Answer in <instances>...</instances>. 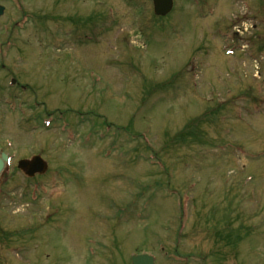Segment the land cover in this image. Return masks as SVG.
Masks as SVG:
<instances>
[{"label":"rangeland","instance_id":"1","mask_svg":"<svg viewBox=\"0 0 264 264\" xmlns=\"http://www.w3.org/2000/svg\"><path fill=\"white\" fill-rule=\"evenodd\" d=\"M17 1L0 0V30L29 17L0 31V144L51 169L35 195L15 162L2 176L0 264H129L177 245L189 203L181 252L211 215L264 264V0H174L166 18L151 0Z\"/></svg>","mask_w":264,"mask_h":264},{"label":"flooded vegetation","instance_id":"2","mask_svg":"<svg viewBox=\"0 0 264 264\" xmlns=\"http://www.w3.org/2000/svg\"><path fill=\"white\" fill-rule=\"evenodd\" d=\"M206 224L208 228L213 224L212 230L198 239L192 252H181L183 249L176 246L173 252L159 255L157 264H243L239 229L233 230L229 223L207 221Z\"/></svg>","mask_w":264,"mask_h":264},{"label":"water","instance_id":"3","mask_svg":"<svg viewBox=\"0 0 264 264\" xmlns=\"http://www.w3.org/2000/svg\"><path fill=\"white\" fill-rule=\"evenodd\" d=\"M152 3L156 16L166 17L173 7V0H152ZM2 13L3 9L0 7V16ZM5 161H7V157L4 154H0V176L5 168ZM18 168L26 176L33 177L35 174L42 175L45 172L46 165L39 157H34L30 161H20ZM131 264H154V262L152 257L142 255L132 257Z\"/></svg>","mask_w":264,"mask_h":264}]
</instances>
